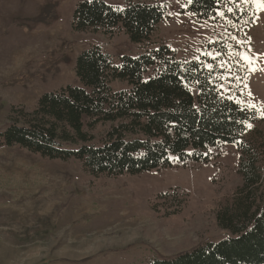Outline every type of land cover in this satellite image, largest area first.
I'll list each match as a JSON object with an SVG mask.
<instances>
[{"label":"rangeland","instance_id":"obj_1","mask_svg":"<svg viewBox=\"0 0 264 264\" xmlns=\"http://www.w3.org/2000/svg\"><path fill=\"white\" fill-rule=\"evenodd\" d=\"M80 1L0 0V129L14 103L34 107L43 93L79 84L77 56L93 45H101L119 64L122 55L136 56L161 44L183 60L215 57L214 44L220 41L240 45L249 67L248 90L239 101L255 114L240 141L252 143L257 130L264 133L262 0L241 1L254 8L253 21L243 29H231L223 18H199L187 11L186 0H141L159 3L166 16L150 42L138 43L123 30L113 35L75 31L72 15ZM106 1L116 6L127 2ZM112 85L127 87L119 80ZM192 89L196 94L197 88ZM110 126L102 122L95 131ZM240 154L237 143H222L205 161L96 177L78 159L0 147V264H150L205 240L225 239L230 236L226 230L204 228L209 222L203 215L241 184ZM165 193L171 196L160 198ZM175 194L183 202L177 204Z\"/></svg>","mask_w":264,"mask_h":264},{"label":"trees","instance_id":"obj_2","mask_svg":"<svg viewBox=\"0 0 264 264\" xmlns=\"http://www.w3.org/2000/svg\"><path fill=\"white\" fill-rule=\"evenodd\" d=\"M241 1L186 0V5L199 18H223L231 29H243L253 21L254 8ZM165 16L159 3L127 0L116 6L81 0L72 27L111 35L123 30L133 42H150ZM214 46L215 57L183 60L161 44L136 56L122 55L115 64L101 45H93L77 56L79 84L43 93L34 107L12 105L0 129V147L19 146L49 159H78L88 173L110 177L189 159L205 161L212 148L237 143L241 184L203 215L209 222L206 230H226L230 236L205 240L170 259L155 257L150 264H264L263 130L254 133L252 143L240 141L255 114L239 101L248 90L249 67L237 43L218 41ZM116 80L127 87L115 89ZM102 122L111 126L96 132ZM179 196L172 195L177 204L183 202ZM157 204L152 206L158 209Z\"/></svg>","mask_w":264,"mask_h":264},{"label":"snow or ice","instance_id":"obj_3","mask_svg":"<svg viewBox=\"0 0 264 264\" xmlns=\"http://www.w3.org/2000/svg\"><path fill=\"white\" fill-rule=\"evenodd\" d=\"M209 67H211V66H209ZM248 127H249V128H251V127H252V125H251V124H249V125H248Z\"/></svg>","mask_w":264,"mask_h":264}]
</instances>
